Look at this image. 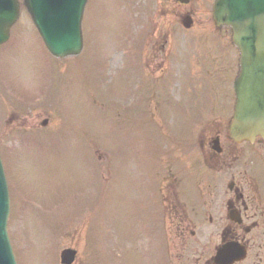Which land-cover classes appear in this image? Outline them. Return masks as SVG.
Returning <instances> with one entry per match:
<instances>
[{"label": "rangeland", "instance_id": "obj_1", "mask_svg": "<svg viewBox=\"0 0 264 264\" xmlns=\"http://www.w3.org/2000/svg\"><path fill=\"white\" fill-rule=\"evenodd\" d=\"M213 2L89 0L84 50L67 59L48 52L22 7L0 47V152L18 264H61L68 248L78 252L75 264H171L159 157L202 160L201 142L232 115L238 54L214 28ZM177 170L190 179L186 188L229 183L197 168L187 177L181 161ZM221 194L208 211L194 193L206 218L202 242L220 243L224 224L208 213L222 215Z\"/></svg>", "mask_w": 264, "mask_h": 264}, {"label": "flooded vegetation", "instance_id": "obj_2", "mask_svg": "<svg viewBox=\"0 0 264 264\" xmlns=\"http://www.w3.org/2000/svg\"><path fill=\"white\" fill-rule=\"evenodd\" d=\"M215 140L220 141L218 149L214 148ZM242 149L243 144L236 145L227 139L225 129H216L201 142L202 160L192 154L180 158L187 177L197 168L203 177L206 173L207 177L212 175L229 181L224 190L220 189L219 180L217 184L206 185L201 179L196 190L200 195L199 202L205 205L204 209L208 207V211L213 209L214 197L222 193V215L216 218L208 213L211 224L216 220L224 224L218 245L211 239L203 244L197 238L198 225L206 218L201 212L203 208L195 202L196 196L183 185L189 179L178 173V156H161L158 176L162 177L159 192L160 211L164 217L160 219V228L171 264H215L217 248L233 243H238L245 253V259L236 264H264V156H245ZM181 192L187 193L186 201ZM226 206L227 213H224ZM228 210L237 216V220L232 221Z\"/></svg>", "mask_w": 264, "mask_h": 264}, {"label": "water", "instance_id": "obj_3", "mask_svg": "<svg viewBox=\"0 0 264 264\" xmlns=\"http://www.w3.org/2000/svg\"><path fill=\"white\" fill-rule=\"evenodd\" d=\"M87 1L23 0L46 47L55 57L78 56L82 52V20ZM20 7L18 0H0V45L9 40ZM214 20L218 27L232 29L233 43L241 53L231 136L238 142H254L257 136L264 138V0H216ZM10 205L0 159V264H16L7 230ZM75 257V251L66 250L62 254L63 263L72 264ZM235 258L240 260L241 256ZM218 262L226 263L224 253Z\"/></svg>", "mask_w": 264, "mask_h": 264}]
</instances>
